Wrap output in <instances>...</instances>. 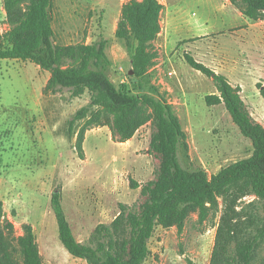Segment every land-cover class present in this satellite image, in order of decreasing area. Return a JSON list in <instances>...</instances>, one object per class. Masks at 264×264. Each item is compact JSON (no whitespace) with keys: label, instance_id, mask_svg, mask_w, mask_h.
<instances>
[{"label":"rangeland","instance_id":"rangeland-1","mask_svg":"<svg viewBox=\"0 0 264 264\" xmlns=\"http://www.w3.org/2000/svg\"><path fill=\"white\" fill-rule=\"evenodd\" d=\"M130 0H53L51 14L55 43L68 46L108 41L112 65L109 78L133 95L153 88L179 117L186 134L177 158L184 169L203 170L211 177L253 153L224 105L208 106L217 94L211 78L190 67L185 54L228 78L257 122L264 126V18L245 17L229 0H159L163 6L161 31L151 43L153 65L141 78L131 74L137 42L131 46L117 37L124 4ZM10 29L4 0H0V36ZM134 72V71H133ZM50 73L31 62L0 61V202L14 226L11 252L21 261L17 238L30 224L43 264H87L71 256L59 240L52 195L62 204L75 238L94 244L100 225L110 226L126 206L137 213L147 200L143 188L155 181L160 156L151 152L153 123L128 142H120L107 126L89 128L87 119L71 121L90 103L86 93L72 98L68 90H47ZM91 110H99L94 108ZM136 185L138 186L137 188ZM255 203V207L249 204ZM227 206L202 218L191 214L182 232L156 227L144 264H211L218 230ZM236 212L264 218V201L253 195L240 199ZM264 259V249L261 264Z\"/></svg>","mask_w":264,"mask_h":264},{"label":"trees","instance_id":"trees-1","mask_svg":"<svg viewBox=\"0 0 264 264\" xmlns=\"http://www.w3.org/2000/svg\"><path fill=\"white\" fill-rule=\"evenodd\" d=\"M248 19L264 18V0H229ZM53 0H4L10 29L0 36V61L31 62L50 73L47 90H68L72 98L90 95L88 106L80 109L75 121L88 118L89 128L109 127L120 142H128L149 123L155 126L150 148L160 156L155 181L142 190L147 200L139 212L122 209L110 226L100 225L93 238L96 247L79 243L67 219L61 193L52 195V209L58 225L59 240L67 252L87 264H144L150 256L149 241L156 227H177L182 232L193 213L204 218L218 208L223 198L226 210L218 230L211 264H257L264 249V218L236 212L237 202L253 195L264 201V126L254 120L240 89L228 78L185 54L186 63L211 78L217 94L205 98L208 106L224 105L243 136L250 139L253 153L222 168L209 177L203 170L184 169L177 151L186 134L172 105L153 88L154 95H133L117 88L109 78L112 65L106 54L108 41L92 44L58 45L51 14ZM163 6L159 0H130L123 5L117 37L131 46L137 42L132 67L137 78L144 77L153 65L151 43L158 37ZM258 90L264 99V86ZM99 108V110H91ZM138 186L136 185L135 188ZM255 203L249 207H255ZM14 226L5 218L0 202V264H43L33 227L26 224L17 238L21 261L11 252ZM261 264H264L262 259Z\"/></svg>","mask_w":264,"mask_h":264},{"label":"water","instance_id":"water-1","mask_svg":"<svg viewBox=\"0 0 264 264\" xmlns=\"http://www.w3.org/2000/svg\"><path fill=\"white\" fill-rule=\"evenodd\" d=\"M131 74H134L133 70L131 71ZM58 192V191H57Z\"/></svg>","mask_w":264,"mask_h":264}]
</instances>
